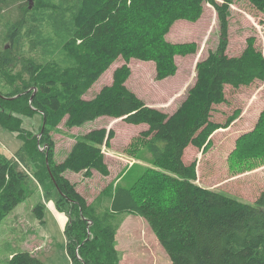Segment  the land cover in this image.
<instances>
[{
    "label": "trees",
    "instance_id": "trees-1",
    "mask_svg": "<svg viewBox=\"0 0 264 264\" xmlns=\"http://www.w3.org/2000/svg\"><path fill=\"white\" fill-rule=\"evenodd\" d=\"M16 1H22L18 12L8 15ZM231 1L32 0L30 4L0 0V124L23 141L10 156L0 152V220L50 182L52 188L43 191L45 200L54 189L60 207L63 201L69 203L64 228L69 264H117L114 243L122 221L117 215L122 213L148 222L168 255V264H264V188L252 202L241 201L198 184L196 163L183 160L188 145L208 146L213 131L238 116L240 111L235 110L224 123L211 119L214 105L226 101L224 87L264 79V52L253 36L239 55L226 52ZM247 1L264 13V0ZM205 2L217 11V48L196 63L195 82L173 113L147 105L126 85L131 72L127 62L153 61L160 80L174 75L176 56L195 53L197 43L171 42L166 34L176 20H198ZM119 57L124 63L114 69L111 83L84 98ZM34 113L41 118L37 147H33L35 133L22 126V118ZM99 116L147 124L141 135L152 162L132 185L105 186L97 198H104L106 205L97 212L63 172L83 171L89 176L96 170L107 175L102 146H109L113 130L86 131L57 163L52 162L47 132L62 121L72 127ZM235 150L242 158L264 156V109L255 127L238 139ZM33 154L41 156L42 169L34 168ZM43 209V203L33 207L40 220ZM7 264L42 261L22 250Z\"/></svg>",
    "mask_w": 264,
    "mask_h": 264
},
{
    "label": "rangeland",
    "instance_id": "rangeland-1",
    "mask_svg": "<svg viewBox=\"0 0 264 264\" xmlns=\"http://www.w3.org/2000/svg\"><path fill=\"white\" fill-rule=\"evenodd\" d=\"M21 3L22 1H16L14 9L8 8L7 12L11 10L8 15L16 14ZM250 36L255 38L256 46L264 52V13L254 8L247 0H232L229 3L227 54L239 55ZM166 38L171 42L194 41L197 43V51L177 55L175 74L161 80L155 77L153 61L131 58L127 62L131 72L126 85L147 105L171 114L195 82L196 63L217 48L220 26L216 9L211 3L205 2L198 20H176ZM4 43L9 46L10 42L4 40ZM24 50L29 52V47L25 45ZM123 63V58L116 59L100 74L83 97L91 98L103 85L110 84L114 69ZM224 91L226 101L214 105L211 119L224 123L235 110L240 111L238 116L227 127L214 130L208 146L197 148L188 145L183 159L186 163H196L198 184L223 191L241 201L252 202L264 188V156L242 158L236 154L235 149L238 139L255 127L264 109V79H256L250 85L238 88L226 85ZM8 94L9 92L5 96ZM40 124L38 113L22 118V126L32 129L35 133L36 142L34 140L33 147L39 146ZM97 127L113 130L109 146H102L108 174L103 175L93 170L92 174L87 176L83 171L65 170L63 175L74 184L87 203H94L95 210L99 212L106 205L104 198L101 201L97 198L100 191L108 184L132 185L143 171L151 166L152 156L141 135V131L147 129V124L127 123L120 117L99 116L72 127L66 126L64 121L49 127L47 136L53 149L52 162L57 163L66 156L76 137ZM22 143V139L14 131L0 124V152L10 156ZM42 144L40 143L39 150L43 156L45 149ZM32 159L34 168L42 169L41 156L33 154ZM42 188L44 193H47L52 185L48 182ZM42 188L34 190L0 220V264H7L14 253L22 250L36 255L42 264H69L64 236L69 203L63 201L60 207L57 203L59 195L54 189L45 201ZM38 202L45 205L42 221H39L33 210V206ZM117 217L122 219L115 234L117 264L169 263L167 253L144 218L132 213L118 214ZM89 224L90 222L86 223V231ZM87 234L90 236L91 233L87 231Z\"/></svg>",
    "mask_w": 264,
    "mask_h": 264
},
{
    "label": "crops",
    "instance_id": "crops-1",
    "mask_svg": "<svg viewBox=\"0 0 264 264\" xmlns=\"http://www.w3.org/2000/svg\"><path fill=\"white\" fill-rule=\"evenodd\" d=\"M187 147H188V146H187ZM187 147H186L185 150H184V154H185V152H186ZM183 156H184V155H183ZM183 160H184V159H183ZM184 162H185V161H184ZM185 163H186V162H185ZM40 188H41V187H40ZM41 192H42V194H43V190H42V189H41ZM43 199L45 200L44 196H43ZM45 201H47V200H45ZM38 203H43V202H38ZM35 205H36V204H35ZM35 205H34V206H35ZM43 205H44V203H43ZM34 206H33V207H34ZM44 206H45V205H44ZM50 206H51V204H49V207H50ZM66 217H67V221H66V224H67V222H68V214H67ZM43 219H44V209H43V218H42V220H43ZM42 220L39 219V221H42Z\"/></svg>",
    "mask_w": 264,
    "mask_h": 264
},
{
    "label": "water",
    "instance_id": "water-1",
    "mask_svg": "<svg viewBox=\"0 0 264 264\" xmlns=\"http://www.w3.org/2000/svg\"><path fill=\"white\" fill-rule=\"evenodd\" d=\"M29 1H30V4H31V3H32V0H29ZM31 98H32V96H31ZM31 98H30V99H31ZM46 162H47V157H46Z\"/></svg>",
    "mask_w": 264,
    "mask_h": 264
},
{
    "label": "bare ground",
    "instance_id": "bare-ground-1",
    "mask_svg": "<svg viewBox=\"0 0 264 264\" xmlns=\"http://www.w3.org/2000/svg\"><path fill=\"white\" fill-rule=\"evenodd\" d=\"M125 169V168H124ZM103 211V210H102Z\"/></svg>",
    "mask_w": 264,
    "mask_h": 264
}]
</instances>
